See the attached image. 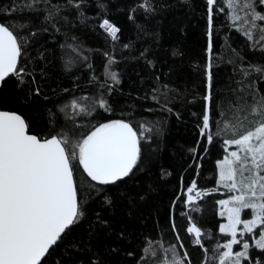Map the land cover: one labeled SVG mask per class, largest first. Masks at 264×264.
Returning a JSON list of instances; mask_svg holds the SVG:
<instances>
[{
  "label": "snow or ice",
  "instance_id": "6c2138e0",
  "mask_svg": "<svg viewBox=\"0 0 264 264\" xmlns=\"http://www.w3.org/2000/svg\"><path fill=\"white\" fill-rule=\"evenodd\" d=\"M41 3L45 5L43 9ZM81 3L82 0H65L62 6H48V0H9L6 7H0V83L15 77L18 81L16 89L23 93L19 97L23 105L30 106L41 98L45 102L35 110L32 119L15 110L0 109V264H111L109 257L119 253L120 249L107 241L113 234L117 241L124 240L127 233L124 229L114 233L112 220L105 212L111 216L119 199H127L132 204L128 185L134 184L139 173L150 170L155 163L152 153L144 152L145 140L150 143L151 139L146 135L143 123L137 129L130 120L105 118V113L114 114L110 98L119 91L117 86L122 83L120 74L112 71V66L119 63L113 55L104 54L107 63L103 82L94 74L88 76L87 85L95 91L79 97L74 93L85 85L73 68L81 71L86 65L90 73H94V68L88 63L82 47L75 43V37L70 38L73 43H67L69 38H66V42L59 45L63 50L59 56L55 47L45 48L37 57L29 55V48L36 43L37 32L17 23L15 14L25 10L39 12L46 24L58 33L57 25L61 21L67 22L63 13L68 9H76L77 15L83 17L79 11ZM215 3L216 0H206V91L202 97V123L198 125L199 135L206 138L208 144L214 143V134L210 131L213 112L218 110L223 116V105L216 104L214 108L213 96ZM225 3L230 18L234 22L242 21L243 27H238L237 31H242L252 49L264 54V13L257 10L258 5H264V0H225ZM97 7L102 11L107 8L104 4ZM168 8L166 0H138L130 13L142 10L146 16H151L162 14ZM240 11L244 13L242 18ZM133 18L132 14L128 16L129 20ZM99 27L113 41L121 31L107 18ZM48 31V27L41 29V32ZM123 47L129 48L130 44ZM69 50L73 58L66 60ZM237 55L234 66L241 78L232 89L236 97L230 101L233 119L216 123L215 135L222 138L225 153L215 162L218 171L216 188L197 190V180L193 179L186 193L173 201L175 206L183 199L187 208L200 211L196 205L199 199L220 188L229 194L227 199L216 200V204L219 205L218 215L226 219V223L219 225V232L230 238L223 243L217 241L211 249L204 247V233L189 213H181L188 219L186 232L194 236V244L204 252L202 264H209V251L213 257L211 264H264V93L257 94L251 88L255 78H264V63L248 62L247 67H243L244 58ZM57 59L61 61L58 71V66L53 63ZM134 59H143L149 68L154 66L147 57V50ZM22 60L24 67H21ZM40 61L44 63L40 64ZM29 63L31 69L27 67ZM62 79H68L69 85L64 86L60 82ZM151 79V92L145 90V95L138 99H151L160 111L171 113L172 109L167 105L171 102L172 90L159 75ZM54 80L57 81L56 88L52 87ZM69 109L73 116H90L96 123L89 120L77 124L71 120L69 126L67 119L61 122L58 114L67 116ZM145 110L152 111L151 108ZM41 116L46 122L33 131V120L39 122ZM148 131L152 129L148 128ZM233 146L234 150L230 151ZM200 167L197 165V175ZM169 175L171 172L161 167L160 178ZM144 198L139 196L140 200ZM246 209L251 210L250 219H242ZM85 225L86 231L82 233L80 230ZM170 227L176 234L179 248L183 249L185 246L174 218ZM208 239H212L210 232ZM234 246H239L240 250L234 251ZM176 247L169 245L165 250L171 252L167 264H192L189 253L180 254Z\"/></svg>",
  "mask_w": 264,
  "mask_h": 264
},
{
  "label": "trees",
  "instance_id": "16d2710c",
  "mask_svg": "<svg viewBox=\"0 0 264 264\" xmlns=\"http://www.w3.org/2000/svg\"><path fill=\"white\" fill-rule=\"evenodd\" d=\"M137 2L138 0H82L79 11L83 13V17L77 15L76 9H68L63 13L67 16V22L61 21L57 25L60 28L58 33L54 32L50 24H46L39 12L25 10L16 13L14 19L17 23L27 25L31 31L37 32L36 43L29 48L31 57H37L39 53H44L45 48L50 47H55L59 56L63 51L59 45L64 44L66 38H69L67 43H73L71 37L76 38L75 43L82 47L83 54L88 56V63L94 68V73H90L86 65L81 71L73 68L75 75L80 76L82 84L85 85L74 93L77 97L90 95L95 91L87 85L88 76L94 74L103 82L107 63L104 54L113 55L119 63L112 66V71L120 74L122 83L117 86L119 91L110 98L114 114L105 113V118L130 120L137 129L140 123H143L145 133L151 139L150 143L145 140L143 147L146 154L152 153L155 163L150 170L139 173L134 184L128 185L127 191L133 198V203L129 204L127 199H119L117 206L111 210V216L105 212L112 220L114 233L121 229L127 233L124 240L117 241L113 234L107 241L120 249L119 253L109 257L111 264H164V260H168L170 256L169 251L166 254L165 249L173 244L177 246L176 251L180 254L184 251L189 253L192 264H202L204 252L194 244V236L186 232L188 219L182 217L181 213H189L193 222L204 233V247L211 249L217 241L223 243L229 238L219 232L221 217L218 215L216 200L220 199L221 195L218 191H213L212 195L196 201L200 211L187 208L183 199L176 202L175 206L173 201L182 193H186L193 179L197 180V190L216 188L215 162L225 155L222 138L215 135L216 123L233 119L230 101H234L236 97L232 89L237 87L236 81L241 78L238 68L234 66L238 61L237 54L244 58L243 67H247L248 62L264 63V54L252 49L242 31H237L238 27H243L242 21L234 22L230 18L225 0H216L213 15V96L214 108L216 104L223 105V116L218 110L213 112V127L210 131L214 134V143L208 144L206 138L199 135L198 128L202 123V97L206 91V0H166L169 8L162 14L151 16H146L142 10L130 13V8ZM64 3L65 0H48V6H62ZM8 4L9 0H0V7H6ZM98 4L106 5V11L97 7ZM44 7L41 3L40 8ZM257 10L264 13V5H258ZM130 14L134 17L132 20L128 19ZM239 16H244L243 11L239 12ZM105 18L121 29L115 41L99 27ZM138 25L142 28L137 27ZM43 27H48L49 31L41 32ZM125 44H130V47L124 48ZM145 50L148 59L153 61L154 66L151 68L145 65L143 59H134ZM72 58L69 50L65 59ZM53 63L58 66V71L61 61L57 59ZM24 66L25 62L22 60L21 67ZM27 67L31 69L32 64L29 63ZM154 75H159L172 90L171 102L167 105L172 109L171 113L160 111L159 106L151 99H138L145 95V90L151 92V78ZM60 82L64 86L70 83L68 79H62ZM17 83L15 77L6 78V81L1 83L0 109L15 110L32 119L35 110L41 108L45 102L41 98L30 106L23 105L19 100L23 93L16 89ZM56 86L57 81L54 80L52 87ZM251 88L257 94L264 93V78H255ZM53 99L55 100V97ZM48 106L52 107L51 104ZM147 108L152 111H146ZM58 115L61 122L67 119L69 126L71 120H75L77 124L88 123L89 120L96 123L90 116H73L71 109L68 110L67 116ZM44 122L46 118L43 116L39 118V122L34 119L33 131ZM148 128L152 131L149 132ZM197 141L200 143L197 144ZM193 148L196 149L195 152L190 151ZM205 148L208 149L207 152ZM197 165L201 166L199 175ZM161 167L171 172V175L160 178ZM77 179L79 180V177ZM140 195L145 197L144 200L139 199ZM172 218L180 230L181 241L185 246L183 249L179 248L176 234L171 231ZM80 231H86V225ZM208 232L211 233L212 239H208ZM207 255L211 264L212 252L209 251Z\"/></svg>",
  "mask_w": 264,
  "mask_h": 264
},
{
  "label": "rangeland",
  "instance_id": "374dc122",
  "mask_svg": "<svg viewBox=\"0 0 264 264\" xmlns=\"http://www.w3.org/2000/svg\"><path fill=\"white\" fill-rule=\"evenodd\" d=\"M230 151L231 150H234V146L232 147V148H230L229 149ZM223 158V157H222ZM221 158V159H222ZM217 178H218V171H217ZM219 194L221 195V198L220 199H227L228 198V193H226V190L225 189H223V188H220L219 189ZM193 195L195 196V191L193 192ZM218 212H219V205H218ZM251 218V210H249V209H246V210H244L243 212H242V219H250ZM221 223H226V219L225 218H223V217H221V221H220V223H219V225L221 224ZM240 227H242V226H240ZM254 231H257L258 232V230H254ZM230 238V237H229ZM248 239H249V241L251 242V237H248ZM166 250V249H165ZM240 250V248H239V246H234V251H239ZM166 254H167V252H166ZM169 255L171 256V252L169 251ZM170 256H169V258H170ZM164 264H167V260H164Z\"/></svg>",
  "mask_w": 264,
  "mask_h": 264
},
{
  "label": "water",
  "instance_id": "95a60500",
  "mask_svg": "<svg viewBox=\"0 0 264 264\" xmlns=\"http://www.w3.org/2000/svg\"><path fill=\"white\" fill-rule=\"evenodd\" d=\"M0 86H1V83H0Z\"/></svg>",
  "mask_w": 264,
  "mask_h": 264
}]
</instances>
